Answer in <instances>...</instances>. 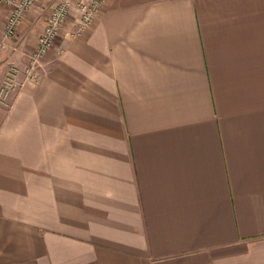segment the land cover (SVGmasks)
<instances>
[{"label":"crops","instance_id":"1","mask_svg":"<svg viewBox=\"0 0 264 264\" xmlns=\"http://www.w3.org/2000/svg\"><path fill=\"white\" fill-rule=\"evenodd\" d=\"M55 1L0 7V264H264V0L73 7L26 80Z\"/></svg>","mask_w":264,"mask_h":264},{"label":"built area","instance_id":"2","mask_svg":"<svg viewBox=\"0 0 264 264\" xmlns=\"http://www.w3.org/2000/svg\"><path fill=\"white\" fill-rule=\"evenodd\" d=\"M39 0H0V7L4 3H10L13 5L11 12L9 13L5 25V37L11 38L17 30V26L22 21L25 12ZM107 0H57L55 1L48 14L46 15L45 25L39 34L37 47L30 53L29 62L25 67V79H36L38 72L36 64L38 60L44 56L52 48L54 40L65 24L67 17L73 7L79 10L77 18V29L74 31L80 33L87 29L100 13L101 9L106 4ZM17 68L12 67L9 72L8 78H6L2 84L0 93L4 96L7 95L10 89L15 85L22 84L15 78V72Z\"/></svg>","mask_w":264,"mask_h":264}]
</instances>
